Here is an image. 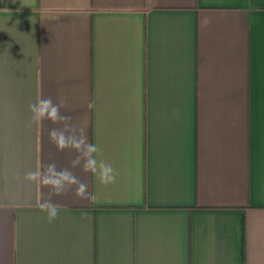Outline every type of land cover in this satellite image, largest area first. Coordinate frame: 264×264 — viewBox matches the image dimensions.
<instances>
[{"label": "crops", "instance_id": "crops-1", "mask_svg": "<svg viewBox=\"0 0 264 264\" xmlns=\"http://www.w3.org/2000/svg\"><path fill=\"white\" fill-rule=\"evenodd\" d=\"M49 96L118 173L52 221ZM0 264H264V0H0Z\"/></svg>", "mask_w": 264, "mask_h": 264}, {"label": "clouds", "instance_id": "clouds-1", "mask_svg": "<svg viewBox=\"0 0 264 264\" xmlns=\"http://www.w3.org/2000/svg\"><path fill=\"white\" fill-rule=\"evenodd\" d=\"M64 104L63 99L54 102L49 96L41 97L29 105L31 123L43 124L47 120L53 125H59L48 130L49 142L57 152L70 150L75 153L67 167H60L54 159V154L50 153L49 163L24 174L26 181L48 189L46 198H43L42 193L38 207L47 214L49 221L55 220L60 211L59 206L53 202V197L72 193L78 199H89L88 184L81 180L73 169L79 168L84 173L93 174L105 186L114 184L118 176L110 163L97 159L101 149L97 144L88 141L84 126H77L72 123L71 116L61 113Z\"/></svg>", "mask_w": 264, "mask_h": 264}]
</instances>
